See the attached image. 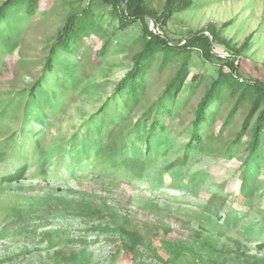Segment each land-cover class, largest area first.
Instances as JSON below:
<instances>
[{"label": "rangeland", "instance_id": "obj_1", "mask_svg": "<svg viewBox=\"0 0 264 264\" xmlns=\"http://www.w3.org/2000/svg\"><path fill=\"white\" fill-rule=\"evenodd\" d=\"M146 1L160 12L166 0ZM86 8L92 13L80 20L75 51L60 52L49 75L62 79L74 64V84L59 87L63 81H50L48 88L57 96L44 92L38 98V107L48 110L39 113L43 121L31 118L25 125L27 93L43 74L59 31L70 15ZM7 13L0 25V264H74L71 252L80 249L91 254V264H207L210 257L219 264H264V245L259 246L264 242V132L263 144L251 156L252 127L233 145L252 102L241 103L227 122L241 93H230L231 77L200 127L204 151L186 148L195 110L218 77L221 60L192 51L191 73L178 95L185 102L166 119L163 131L156 130L159 152L148 153L140 145L141 161L147 163L140 176L104 171L95 165L91 148L70 166L69 157L64 164L43 165L40 152L67 147L76 132L93 130L90 121L106 102V116H111L116 85L143 47L144 24L120 29L113 6L100 0H40L36 10L21 5ZM146 22L175 43L215 26L219 38L213 52H232L240 76L264 82V0H193L166 26ZM186 57L163 69L160 58L154 62L141 101L118 114L125 129L160 98ZM101 137L106 138L105 130ZM25 162L23 179L3 181ZM116 217L145 235L146 245L136 253L125 250L122 220Z\"/></svg>", "mask_w": 264, "mask_h": 264}, {"label": "trees", "instance_id": "obj_2", "mask_svg": "<svg viewBox=\"0 0 264 264\" xmlns=\"http://www.w3.org/2000/svg\"><path fill=\"white\" fill-rule=\"evenodd\" d=\"M39 1L40 0H5L0 4V25L7 20V12L12 11L13 8L26 5L29 9L36 10ZM100 1L113 6L116 16L119 17L120 29L126 30L137 21L143 22V47L134 55L133 66L130 71L116 85L115 96L111 97L114 102L111 116L108 118L106 116V110L110 108V103L106 102L99 109L97 113L98 117L90 121L93 130L90 131L86 128L87 130H85L83 134L76 132L68 141L67 147L55 146L48 152H40L43 165L48 163L51 165L54 164L55 166L60 163L64 164L67 162H64L63 158L69 157L70 160H68V162L70 166L73 160L75 162L83 161L85 153L91 148L94 150V157L96 158L95 165L101 166L104 171L132 177L140 176L147 168V163L141 161L142 148H140V145L144 143L148 153H157L160 151V142L156 138L155 132L158 129L163 131L166 128V119L174 116L176 108L182 107L185 102L181 101L178 95L182 91L191 73L189 58L192 51L196 49L201 51L202 56L206 60L212 61L213 59H218L221 60L222 64L219 68L218 77L213 80L211 87L206 91L195 110V116L189 128L191 130V136L186 144L187 150L204 151V140L206 137L200 133V127L208 123V117L210 115L209 108L212 104L221 99L224 88L226 87H224V82L228 77L233 79V81L227 85L230 89V93L234 94L239 89H241V93L237 98V104L228 115L227 122L233 118L235 111L241 103L249 99L252 102L241 129L235 134L236 138L233 145H238L248 129L252 127V138L248 144V156L253 155L259 150L261 144H263L264 132V107H262L264 105V82L246 79L240 76L236 59L231 58L234 57L231 56L233 55L232 52L229 53L228 56L217 55L213 52V42L219 38L216 27L209 26L206 29L200 30L198 33L185 40V42L175 43L165 34L151 30L146 22V19L149 18L154 21L155 25H161L162 27L166 26L175 13L189 9L193 4V0H166L160 12L150 6L146 0ZM89 13H92L90 8H86L82 13L70 15L59 31L56 42L52 45L50 54L47 56L43 74L27 93L24 112L28 114L29 121L26 122L25 125L30 123L31 118H35L37 121H43L44 118L39 113H44V111L48 110H42L38 107V98L44 92H51L57 96L56 90L54 91L48 88V86H50V81L53 83L55 81H63L61 83L59 82V87H63L65 84L68 85L69 83L71 85L74 84V64H70L65 68L62 79L53 80L49 78V75L55 72L53 64L60 52L73 53L75 51L73 45L75 44V37L80 31V20L90 16ZM2 30L3 28H0V32ZM207 32L209 33L207 34ZM109 43V41L106 43L102 53L105 52ZM234 51L237 53L240 52V50ZM183 55L187 57L182 62L180 68L171 79L160 98L148 107L143 117L138 119L133 127L125 129L123 122L117 121L118 114L125 111V109H134L141 101L146 93V76L154 62L160 58V69H163L171 61ZM195 77L194 75L192 79L194 80ZM43 82H46V85H44ZM50 104L51 107L55 106L54 103ZM152 113H154L153 118L147 121V118H149ZM257 113L258 115L255 119ZM116 123L119 126H117ZM148 123L150 127L147 129ZM106 125H108L107 130L105 128ZM33 129L35 130L36 128H32L30 131ZM102 130H105L106 138L101 137ZM146 158L148 159V157ZM27 169L28 165L25 162L14 172L5 176L3 181L18 182L24 178ZM47 169L48 168L44 169V171H47ZM116 218L122 220L121 225L119 224V228L121 229L120 234L121 237H123L126 251L133 254L136 253L141 246L146 245V237L144 234L134 229H129L126 226V219ZM263 245L264 242H261L259 246L263 247ZM91 259V254L86 249H80L78 252H71L70 256V260L74 262V264H91ZM217 261V259L210 257L207 260V264H219L220 262L218 263Z\"/></svg>", "mask_w": 264, "mask_h": 264}]
</instances>
